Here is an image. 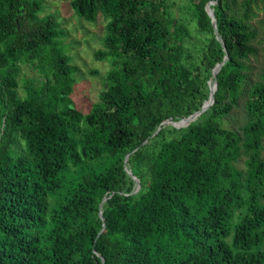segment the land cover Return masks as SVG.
<instances>
[{"label":"trees","instance_id":"1","mask_svg":"<svg viewBox=\"0 0 264 264\" xmlns=\"http://www.w3.org/2000/svg\"><path fill=\"white\" fill-rule=\"evenodd\" d=\"M184 1H70L113 65L84 113L57 17L0 0V264H264V0Z\"/></svg>","mask_w":264,"mask_h":264},{"label":"rangeland","instance_id":"2","mask_svg":"<svg viewBox=\"0 0 264 264\" xmlns=\"http://www.w3.org/2000/svg\"><path fill=\"white\" fill-rule=\"evenodd\" d=\"M43 11L40 16L54 14L61 27L66 33L64 45L67 53L72 58V65L78 68L75 78L76 83L71 95L74 106L84 113L91 110L94 103L99 100L100 93L105 87L104 75L112 68L110 60H98L95 52L103 47V37L107 20L100 15L96 22L90 23L80 18L70 5L71 0H42ZM174 6L178 16L188 18V10L184 0H174ZM193 31L195 26L191 25ZM195 34V32H193ZM259 53L256 57L251 58L254 66V72L258 73L264 67V33L259 37ZM38 78V73L29 64L21 65V73L18 77L19 95L25 96V79ZM244 115L242 109H237L225 121L228 127H238L242 124ZM23 146V145H22ZM238 167L245 169L244 159L238 163Z\"/></svg>","mask_w":264,"mask_h":264},{"label":"water","instance_id":"3","mask_svg":"<svg viewBox=\"0 0 264 264\" xmlns=\"http://www.w3.org/2000/svg\"><path fill=\"white\" fill-rule=\"evenodd\" d=\"M211 3L208 4V12L210 14V16L212 17L213 19V25L214 27L216 28L217 26V21H216V17H215V13H214V9L211 8ZM218 40L222 43L223 46H225L224 42L222 41V39L220 38V36H217ZM228 59V56L225 57L224 61L220 64H218L215 69H214V76H213V81H212V84H211V87H210V98L209 100H207L203 107L196 111L195 113H193L192 115L186 117V118H183L182 120H179L178 122H172L170 120H167L165 121L164 125L167 126V125H173L177 128H182V127H186L188 126L190 123H192L193 121H195L199 116H201L205 111H207L211 106L212 104L214 103V94H215V91H216V88H217V82H216V79H217V74L218 72L220 71L222 65L226 62V60ZM160 130V128L156 131V133ZM155 133V134H156ZM134 180L138 183V190L140 189V182L139 180L134 176L133 177ZM103 231V230H102ZM102 261H103V264L105 262L104 258H102Z\"/></svg>","mask_w":264,"mask_h":264}]
</instances>
